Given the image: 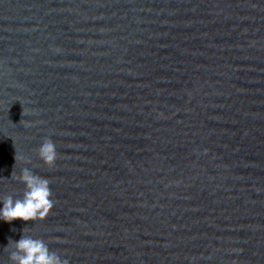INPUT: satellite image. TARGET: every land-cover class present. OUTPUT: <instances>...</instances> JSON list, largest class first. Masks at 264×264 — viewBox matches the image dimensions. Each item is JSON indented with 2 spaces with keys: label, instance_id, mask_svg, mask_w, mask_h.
Instances as JSON below:
<instances>
[{
  "label": "water",
  "instance_id": "water-1",
  "mask_svg": "<svg viewBox=\"0 0 264 264\" xmlns=\"http://www.w3.org/2000/svg\"><path fill=\"white\" fill-rule=\"evenodd\" d=\"M26 166L55 204L0 264L25 227L69 264H264V0H0V196Z\"/></svg>",
  "mask_w": 264,
  "mask_h": 264
},
{
  "label": "clouds",
  "instance_id": "clouds-1",
  "mask_svg": "<svg viewBox=\"0 0 264 264\" xmlns=\"http://www.w3.org/2000/svg\"><path fill=\"white\" fill-rule=\"evenodd\" d=\"M40 160L53 168L58 159L57 147L51 138L43 140L38 150ZM16 160V155H15ZM24 185L22 196L14 194L0 196V221L11 223L14 220L24 222L43 221L51 213L55 201L52 199L50 180L35 173L30 167H23L18 175L12 177ZM27 228V227H25ZM24 228V229H25ZM23 233L18 241L9 238L4 247L8 252L9 264H69L58 251L50 249L43 238Z\"/></svg>",
  "mask_w": 264,
  "mask_h": 264
}]
</instances>
